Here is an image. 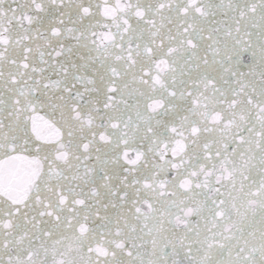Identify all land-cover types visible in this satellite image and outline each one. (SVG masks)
Instances as JSON below:
<instances>
[{"label": "snow or ice", "instance_id": "snow-or-ice-1", "mask_svg": "<svg viewBox=\"0 0 264 264\" xmlns=\"http://www.w3.org/2000/svg\"><path fill=\"white\" fill-rule=\"evenodd\" d=\"M0 264H264V0H0Z\"/></svg>", "mask_w": 264, "mask_h": 264}]
</instances>
